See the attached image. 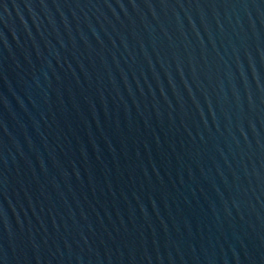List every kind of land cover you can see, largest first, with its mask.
Segmentation results:
<instances>
[{
    "label": "water",
    "instance_id": "95a60500",
    "mask_svg": "<svg viewBox=\"0 0 264 264\" xmlns=\"http://www.w3.org/2000/svg\"><path fill=\"white\" fill-rule=\"evenodd\" d=\"M18 264H264V0H0Z\"/></svg>",
    "mask_w": 264,
    "mask_h": 264
}]
</instances>
